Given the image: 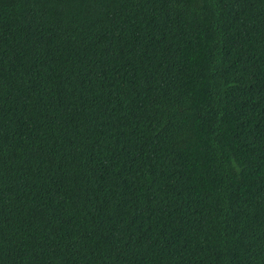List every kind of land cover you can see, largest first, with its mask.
<instances>
[{"label": "trees", "instance_id": "1", "mask_svg": "<svg viewBox=\"0 0 264 264\" xmlns=\"http://www.w3.org/2000/svg\"><path fill=\"white\" fill-rule=\"evenodd\" d=\"M0 264H264V0H0Z\"/></svg>", "mask_w": 264, "mask_h": 264}]
</instances>
